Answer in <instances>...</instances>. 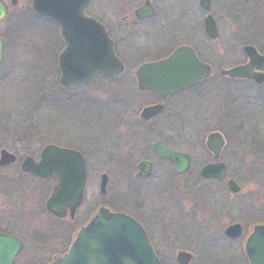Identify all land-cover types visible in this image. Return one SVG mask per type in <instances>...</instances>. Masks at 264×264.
Returning a JSON list of instances; mask_svg holds the SVG:
<instances>
[{"label":"flooded vegetation","instance_id":"1","mask_svg":"<svg viewBox=\"0 0 264 264\" xmlns=\"http://www.w3.org/2000/svg\"><path fill=\"white\" fill-rule=\"evenodd\" d=\"M209 1V11L205 12L200 31L196 33V29L194 32L192 28L185 34V37L180 36L181 40L184 38L183 40L188 41L189 39L191 42L175 45L172 48L162 47L157 54L153 55H150L152 54L150 50L140 46L135 48L127 45L124 51L120 50L118 38L113 35L112 28L119 22L132 26L150 22L156 14L157 0H150L153 15L141 20L135 17V10L133 13L125 12L119 16L110 17L108 21L85 10L88 18L96 20L104 27L113 42L114 54L123 67L122 73L115 79L95 76L91 81L102 79L118 85L121 81L125 84L126 87L123 88L127 89L117 95L114 109L120 111L129 102L132 104L134 100L138 101L137 109L130 114L129 138L134 144L150 145L148 151L152 153L155 161L141 160L135 169L133 166L123 167L126 169L127 176L135 179L127 184L126 190L125 188L122 190L121 193H127L125 199L123 194L118 195V193H113L112 197L107 198L106 188L109 178L108 174L101 173L99 181L103 175L107 177L105 191L101 193L98 189L96 203L81 219L78 218V212L85 202L87 176L83 200L73 219L70 218L68 212L63 219H57L44 210L46 216L57 225L77 222V226L71 233H68L70 234L69 240L57 244V248L52 251L47 263L65 254L74 232L84 227L98 209L104 208L112 213H122L132 218L146 232L148 241L161 264H165L162 254L167 251L168 242L179 240V238L193 243L203 241L206 243L208 257L222 259L220 257L234 253L239 257L241 264H248L243 244L255 227L264 226V168L251 169L255 162H264V27L252 25V17L253 19H259V16L264 17V0H229L232 4L226 17H218L215 12L211 11L212 2ZM207 16L213 19L215 26L212 39L205 33L204 21ZM197 36H200L202 42L205 43L202 45L212 46L213 54L210 60H204L197 52L198 47L194 41ZM180 47L191 49L200 63L208 66V77L193 87L166 97L150 91H141L136 81L137 69L144 64L168 58ZM249 49H253L252 52ZM132 66H135V69L131 70ZM238 68L242 69L239 77L225 74ZM154 107H160V109L155 111L149 120L141 118L144 109ZM187 108L197 111L195 113L198 116L197 122L183 123L188 115ZM210 137L212 139L208 144ZM156 144H161L168 151L183 156L180 167L184 168V161L187 160L185 171L175 172L171 161L162 159L156 154L154 150ZM72 150L80 153L86 166L84 154L78 150ZM2 151L5 150H1L0 154ZM9 154L15 157V161L0 166V235L15 238L22 243V250L15 258L16 260L24 253L27 241L24 236L27 235L25 225L23 228V222L26 221L24 212L27 210L23 209L19 190L15 192L17 189H14L15 197L12 200L10 197L12 189L2 186V183H6L3 170L18 164L22 175L31 179L35 178L21 172L20 166L23 159L20 160L15 154ZM156 161L164 168L160 172L156 168ZM141 163L149 164V175L146 177H137ZM166 167L170 169L174 178L190 177L189 181L186 183L179 182V180L171 181L163 173ZM207 167H210V170L203 174V169ZM156 169L158 172L156 182L140 186L139 183L146 182V179ZM238 175L245 180V185L239 183ZM50 182L48 195L56 183L54 179ZM230 183L235 184L234 191L230 188ZM170 191L172 194L163 196V193ZM32 196L33 193L30 197V207L33 209L31 213L38 207L36 197ZM122 201L130 204L132 210L123 211L119 207ZM147 201L151 203V207L155 206L153 203L163 207L164 217L169 212L174 221L175 232L165 236L166 234H155L148 228L144 217L138 211L141 206L146 207ZM44 204L45 200L43 208ZM235 226L238 227L239 234L231 237L226 231ZM56 227L53 225L52 228ZM181 230L184 231L180 233ZM231 245L236 250L226 248ZM180 252L191 255L193 260L194 254L191 251L180 248L176 255ZM230 263L233 264L231 260Z\"/></svg>","mask_w":264,"mask_h":264},{"label":"rangeland","instance_id":"2","mask_svg":"<svg viewBox=\"0 0 264 264\" xmlns=\"http://www.w3.org/2000/svg\"><path fill=\"white\" fill-rule=\"evenodd\" d=\"M4 1L10 9L6 18L0 22V38L4 41V60L0 66V151L15 154L20 160L26 156L38 160L43 147L54 144L84 154L87 183L85 202L78 212L79 219L89 213L97 201L101 173L108 174L109 178L107 198L118 193L123 194L125 199L127 193L121 192L135 179L128 177L124 168L133 166L135 169L141 160L155 161L152 153L148 151L150 145L134 144L129 138L130 114L137 109L138 101L134 100L132 104L129 102L128 107L120 111L114 109L117 95L127 89L123 88L126 86L122 81L118 85L97 79L84 86L62 88L57 70V58L62 50L58 32L30 15V0H18L14 7L10 6L11 0ZM158 1L156 14L150 22L138 26L119 22L113 26L112 32L118 38L120 50L124 51L127 45L135 48L140 46L150 50V55H153L162 47L172 48L190 41L180 39L190 29L194 28V32L196 29V33L200 31L206 13L198 5V0ZM211 2V11L218 17L228 16L231 1ZM142 3L143 0H90L87 10L90 14L108 21L110 17L119 16L121 13H133ZM242 19L241 17V21ZM252 20V25L264 27L263 16H259V19L252 17ZM194 41L201 57L206 61L210 60L212 46L204 45L200 36ZM130 69H135V66ZM186 112L188 115L183 123L197 122L196 110L187 108ZM123 128L127 130L122 131ZM155 165L158 172L164 169L158 161ZM255 167L258 170L263 169L264 162H255L251 169ZM157 169L146 182L139 185L155 183L158 178ZM3 171L6 183H2V186L12 189V200L15 197L14 189H17L15 192L19 190L23 209L27 210L24 212L26 221L23 222L27 241L17 264H44L57 248V244L67 241V234L77 226V222L57 225L46 216L43 202L47 188L49 189L48 184H40L35 179L22 175L18 164ZM163 173L171 181L186 183L190 178H174L168 167ZM239 175V183L245 185V180ZM31 193L38 202L36 212L33 213L30 207ZM170 193L172 191L163 193V196ZM120 204L123 211L132 210L130 204L123 201ZM153 204L155 206L151 207V203L147 201L146 207L138 208L139 214L155 234L169 236L175 232L174 221L169 212L166 217L163 216V207ZM53 225L57 227L53 229ZM184 240L179 238L168 242L167 251L162 254L165 264H176L175 255L180 248L194 254L191 264H231L230 260L233 264H241L234 253L220 257L222 259L208 257L206 243L201 240L195 243ZM226 248L236 250L232 245Z\"/></svg>","mask_w":264,"mask_h":264},{"label":"water","instance_id":"3","mask_svg":"<svg viewBox=\"0 0 264 264\" xmlns=\"http://www.w3.org/2000/svg\"><path fill=\"white\" fill-rule=\"evenodd\" d=\"M89 0H31L32 12L40 18L55 23L60 30L64 48L58 57L59 84L64 87L81 85L94 76L115 79L123 70L121 62L113 51V43L104 27L94 19L88 18L84 11ZM17 0H12L15 6ZM200 7L209 11L210 1L199 0ZM8 13L6 4L0 0V21ZM139 20L153 15L150 0L136 9ZM206 35L214 37V22L210 16L204 21ZM4 42L0 38V63L3 59ZM251 52L253 49H249ZM249 50H247L249 52ZM242 69H234L225 74L241 76ZM209 68L199 62L194 52L187 47L176 49L168 58L140 66L136 71V81L141 91H150L166 97L186 88L197 85L207 78ZM160 107L144 109L141 118L149 120ZM209 138L208 144L211 142ZM156 154L172 162L174 171L182 173L187 167H180L183 156L170 152L161 144L154 146ZM15 161L13 155L2 151L0 166ZM149 164L141 163L137 177L149 175ZM210 167L203 169L208 172ZM21 172L43 181L55 179L46 210L57 218H63L68 212L73 219L82 202L83 186L86 179L85 163L82 156L73 150L46 146L35 162L27 157L21 164ZM107 183L106 175L100 180V192ZM234 191L235 184L230 183ZM226 233L236 237L238 227L229 228ZM22 243L12 237L0 235V264H13L15 256L21 251ZM244 251L249 264H264V226H257L245 241ZM191 256L178 253L177 264H189ZM50 264H160L150 246L146 233L130 217L111 213L104 208L97 210L89 223L79 229L66 254Z\"/></svg>","mask_w":264,"mask_h":264},{"label":"trees","instance_id":"4","mask_svg":"<svg viewBox=\"0 0 264 264\" xmlns=\"http://www.w3.org/2000/svg\"><path fill=\"white\" fill-rule=\"evenodd\" d=\"M30 15H31L34 19H36V20H39V21H42V22H44V23H46V24H48V25H52V26H54L53 24H51L50 22H48V21H46V20H42V19H39V18L35 17L31 12H30ZM38 183H40V184H48V187L50 186V184H49V183H46V182L38 181ZM47 189H48V188H47ZM45 196H46V194H45Z\"/></svg>","mask_w":264,"mask_h":264}]
</instances>
